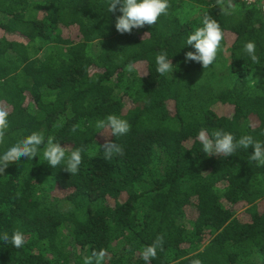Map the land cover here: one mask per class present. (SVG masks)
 Returning <instances> with one entry per match:
<instances>
[{"label": "trees", "instance_id": "obj_1", "mask_svg": "<svg viewBox=\"0 0 264 264\" xmlns=\"http://www.w3.org/2000/svg\"><path fill=\"white\" fill-rule=\"evenodd\" d=\"M169 3L156 25L120 34L108 0H0V106L10 113L0 151L32 132L83 149L76 175L43 162L45 145L0 176V231L26 241H0V264H83L101 249L105 264H143L158 236L151 264H264V167L252 146L224 158L196 139L204 129L264 141V17L236 2L231 15L216 0ZM206 12L224 39L203 69L185 62L194 49L184 41ZM248 41L259 65L243 51ZM160 52L176 65L172 77L156 72ZM108 115L129 133H97ZM106 141L124 155L105 160Z\"/></svg>", "mask_w": 264, "mask_h": 264}, {"label": "clouds", "instance_id": "obj_2", "mask_svg": "<svg viewBox=\"0 0 264 264\" xmlns=\"http://www.w3.org/2000/svg\"><path fill=\"white\" fill-rule=\"evenodd\" d=\"M216 5L224 15H231L236 10L235 0H216ZM169 8V0H108L107 5L108 12L118 11L120 13L115 20V29L120 34H131L134 29L156 25L161 16L169 14ZM201 25L184 41V46L188 45L194 49V51L185 53L184 60L185 62H197L203 69H208L217 59L218 50L224 39V31L217 20L207 12L202 15ZM243 51L254 64H260L254 41L246 42ZM155 64L156 72L161 76H171L176 70V65L171 63L167 52H160L155 57ZM128 70L133 71V66L130 65ZM255 83L254 79V85ZM9 115L8 108L0 106V146L6 145V137L10 128ZM95 127L98 130L97 133L109 130V135L113 137L124 136L131 128L127 120L116 115H108L105 119L98 120ZM196 139L206 155L223 156L224 158L235 155L239 149L247 150L249 146H252L251 160L256 162L258 167H264V141H259L252 135H244L237 139L230 132L216 130L209 134L202 129ZM45 145L42 154L43 162L49 167L53 169L62 166L71 175L79 173L82 148H75L68 152L65 146H61L60 142L56 141L55 137L46 138L42 132H32L0 151V176H3L6 168L13 161H19L22 157L27 158L28 161L39 158L41 147ZM102 147L105 160H111L114 154L124 155L122 147L117 143L106 141ZM0 241L16 249L22 248L26 242L23 232L19 230L11 234L0 231ZM163 244V236H158L152 244L146 245L140 253L143 264H151V261L157 257L158 251L163 250ZM107 257L108 253L104 249L93 251L91 256L84 258L83 264H105ZM193 264H201V261L197 259L193 261Z\"/></svg>", "mask_w": 264, "mask_h": 264}, {"label": "built area", "instance_id": "obj_3", "mask_svg": "<svg viewBox=\"0 0 264 264\" xmlns=\"http://www.w3.org/2000/svg\"><path fill=\"white\" fill-rule=\"evenodd\" d=\"M235 2L243 4L246 7L255 8L264 17V0H235Z\"/></svg>", "mask_w": 264, "mask_h": 264}, {"label": "rangeland", "instance_id": "obj_4", "mask_svg": "<svg viewBox=\"0 0 264 264\" xmlns=\"http://www.w3.org/2000/svg\"><path fill=\"white\" fill-rule=\"evenodd\" d=\"M1 35V32H0ZM138 72H140V70L138 69ZM141 73V72H140ZM218 113L220 114H229L232 111V108L229 106H223V107H217ZM244 209L240 208L238 210L239 213L243 212ZM259 210L260 211H264V202H260L259 203Z\"/></svg>", "mask_w": 264, "mask_h": 264}]
</instances>
